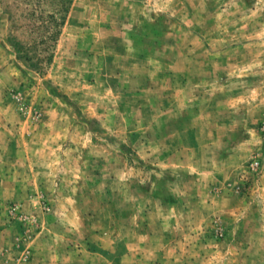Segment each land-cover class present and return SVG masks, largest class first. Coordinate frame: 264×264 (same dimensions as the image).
<instances>
[{
	"label": "rangeland",
	"instance_id": "rangeland-1",
	"mask_svg": "<svg viewBox=\"0 0 264 264\" xmlns=\"http://www.w3.org/2000/svg\"><path fill=\"white\" fill-rule=\"evenodd\" d=\"M70 1L0 0V264H264V0Z\"/></svg>",
	"mask_w": 264,
	"mask_h": 264
},
{
	"label": "trees",
	"instance_id": "trees-1",
	"mask_svg": "<svg viewBox=\"0 0 264 264\" xmlns=\"http://www.w3.org/2000/svg\"><path fill=\"white\" fill-rule=\"evenodd\" d=\"M54 6V11L49 15L51 22L57 26V30L53 33H50L47 38L56 40L57 36L60 32V27L64 24L67 14L70 9V0H47ZM18 58H23L25 61L30 63L32 66H40L42 63L51 62L52 60V52H49L48 49L50 47H46L44 49H36L32 53H30L29 49L23 48L18 41L13 44ZM52 49V48H51Z\"/></svg>",
	"mask_w": 264,
	"mask_h": 264
}]
</instances>
